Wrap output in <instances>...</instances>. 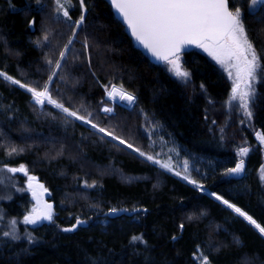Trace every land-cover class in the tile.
Returning a JSON list of instances; mask_svg holds the SVG:
<instances>
[{"label":"trees","instance_id":"1","mask_svg":"<svg viewBox=\"0 0 264 264\" xmlns=\"http://www.w3.org/2000/svg\"><path fill=\"white\" fill-rule=\"evenodd\" d=\"M60 3L70 20L57 12L56 0H0V73L38 91L47 82L52 99L85 117L37 105L26 88L0 76V174L5 170L13 183L7 169L23 165L33 184L47 189L41 199L54 204L50 223H24L19 236L0 238V264H199L197 256L209 264H264V236L213 197L264 227L263 149L255 139L256 132L264 135V67L250 125L227 123L216 109L229 84L204 53L182 54L191 73V87L184 86L132 43L104 0H84L83 9L80 0ZM249 4L230 0L229 8L248 9L244 23L264 65V3L252 10ZM111 85L135 101L125 106L114 99V112L107 114L102 106ZM99 128L153 160L163 143L204 191ZM241 147L248 148L244 170L229 175ZM35 202L27 192L16 193L0 208L3 216L23 219ZM77 218L86 226L63 231Z\"/></svg>","mask_w":264,"mask_h":264},{"label":"snow or ice","instance_id":"2","mask_svg":"<svg viewBox=\"0 0 264 264\" xmlns=\"http://www.w3.org/2000/svg\"><path fill=\"white\" fill-rule=\"evenodd\" d=\"M56 3L58 5L57 12L62 11L63 17L70 20L69 12L63 8L60 0H56ZM80 3L83 9L85 6L84 0H80ZM229 3L230 0H112L113 7L120 14L135 40L140 45H143L156 59L165 61L170 65L169 71L176 77L187 81L191 76V73L185 70L180 62V53L187 46L194 45L207 52L217 64L222 66L224 71L227 72L228 78L233 82L229 101H238L239 107L250 118L252 115L249 110L250 101L255 98L254 82L257 80L258 70L264 65L261 64V57L257 55L253 42L248 37L244 23V16L248 9L245 8L242 11L241 7L237 6L234 10H230ZM258 3H264V0H250L249 7H254ZM84 19L82 12L79 19L75 21L76 26L79 27ZM72 31L73 36H75L76 28H73ZM44 39L47 40L48 37L45 36ZM71 43L72 39L69 38L68 44L64 46L65 49H68ZM85 47H87L86 43ZM65 55L66 52L61 51V58L65 57ZM55 64L56 68H59L61 61L57 60ZM55 75L56 73L53 71V74L48 78L49 82L52 81ZM0 76H5V74L0 73ZM5 78L12 80L11 77L5 76ZM12 82L26 88L31 93L35 104H51L69 116L82 121L85 120V117L78 116L76 112L70 111L63 104L52 99L47 82L43 90L40 91L20 84L19 80H12ZM106 95L111 99H119L128 104H132L135 101L133 94L125 91L123 87L117 88L115 85L110 90H106ZM103 111L111 112L112 109L105 108ZM86 122L91 124L90 120ZM92 127L97 128V125L92 124ZM99 131L107 136H113V133L107 132L104 128H99ZM257 137L261 143H264V135L257 133ZM113 139L119 140L121 144L126 143L119 137L113 136ZM127 147L132 148V145L127 144ZM12 151L15 152L16 150L13 149ZM135 151H139V149ZM247 152V148H241L239 155H245ZM140 155L143 156L145 154L141 152ZM147 159L153 160V157L147 156ZM155 163L161 162L155 161ZM161 167L170 169L171 166L168 163H161ZM243 170L244 161L241 159L235 167L228 169L227 173L238 174ZM7 171L12 173L27 172L23 165L19 168H8ZM176 175H180V173L177 172ZM28 179V189L32 190L33 198L37 200L40 207L39 209L34 208L32 212L25 215L23 222L25 224H36L42 220L52 221L53 205L44 203L41 200V196L47 192V189H44L43 185H39L42 191L38 193L32 184L35 177L29 176ZM184 179L188 180V177L185 176ZM261 179H264V175H262ZM189 182L196 183V181ZM216 199L255 225L259 232L264 234V227H261L246 212L224 200L221 196H216ZM117 211L119 210H110L111 213H116ZM11 223L14 225L16 221L13 220ZM82 223L84 221L77 218L75 224L70 228L63 229V231H74ZM180 227L183 228V224ZM9 235L10 233L8 232L4 233V236ZM132 240L139 241L140 238L132 237ZM201 264H209L208 258L202 257Z\"/></svg>","mask_w":264,"mask_h":264},{"label":"rangeland","instance_id":"3","mask_svg":"<svg viewBox=\"0 0 264 264\" xmlns=\"http://www.w3.org/2000/svg\"><path fill=\"white\" fill-rule=\"evenodd\" d=\"M259 4H261V3H258L254 7H249L250 10L254 9ZM196 50H199L200 52L204 53L209 59H211L219 67V69L223 72V74L226 77L227 82L229 84L228 93H227L226 97L222 100V102L220 104V107H219L220 109H218V108L216 109V110H221V112H220L221 117H222V114H223L224 118H225V121L227 123H229L231 121H236L238 123V125H240V126H246V125L248 126V125H250V121H251V118H252V115H253V103L255 102L256 95H257L256 81L254 82L255 98H254V100L250 101V109H249L251 111L252 115L249 118L248 116L245 115L243 110L239 107V102L238 101L237 102H230L229 101V96L231 94V89H232V83L233 82H232V80H230L228 78L227 72L224 71L222 66L217 64L216 61L213 60L212 57H210L208 55V53L205 52L203 49H200V48L196 47ZM180 62L182 64V67L185 70H187L185 68V66L183 65L182 54H180ZM161 65L167 70L168 73H170L179 82L184 83V86L191 87L190 78L187 81H185L183 78L176 77L172 72L169 71L170 65H168L165 61L162 62ZM259 71L260 70H258V73H259ZM258 73H257V78H258ZM112 86L113 85H111V87ZM111 87H107L105 89V95H106V90H110ZM117 88H118V86H117ZM106 97L108 99V101H107L108 103H105L102 106V110L105 109V108H111L112 109L111 112H105V111L104 112L107 113V114H113V112H114L113 103L115 102V100L109 98L107 95H106ZM117 101L120 102L121 104H124L125 106H131L133 104V103L132 104H128L127 102L120 101L119 99ZM104 106H106V107L104 108ZM257 133H260V132H256L255 133V139L260 143V145L262 146V149H263V162H262L261 167H260V176L262 177V175H264V167H262V166H264V143H261V141L258 139ZM117 141L120 143L119 140H117ZM123 145L127 147V144H123ZM159 145H160V147H159L160 149L157 150V152H156L157 159L156 160H150V161H153L154 163H155V161H160L161 163H168L171 167H170V169H166L167 171L171 172L174 175H176V173L179 172L180 175H176V176H178L181 179H183L184 181L190 183L189 181H192V180H190L189 178H188V180H185L184 177L186 175L183 174V172L188 170L187 163L182 161V160H180L178 155L173 150L165 148L164 147L165 145L163 143L159 144ZM241 148H246V147H241ZM241 148H239L237 150L238 154H239V151H240ZM129 149L132 150L133 152L139 154V155L141 153L140 151H135L136 148H134V147L129 148ZM147 156L148 155L145 154L142 157L147 159ZM239 156H240L239 157L240 160L241 159L244 160V157L246 156V154L245 155H239ZM161 163H156V164L161 166ZM19 167L20 166H15V167H12V168H19ZM241 173H238V174H229L228 173V174L232 175V176H239V175H241ZM20 174L22 175V178L20 177L21 181H17V177L16 176L20 175ZM5 175H6V171L4 170L2 172V175L0 174V201L7 200L8 198L12 197L13 194H16V193L19 194V193H22V192H27L30 195V197L33 198L32 190L28 189V184H29L28 177L31 175L30 173H29V175L28 174L26 175L24 172L13 173V175H12V178H14L13 183H12L11 178L6 177ZM35 181H36V179L34 181H32V184ZM262 181L264 183V179H262ZM190 184L197 186V184H193V183H190ZM33 187L38 193H40L42 191L39 187H37L34 184H33ZM197 187H198L199 190L204 191L200 186H197ZM213 197H216V195H213ZM3 214H2V209L0 208V217H2V221L1 222L3 223V226H4L3 229H2L3 231L0 230V238L7 237V236H4L5 232L10 233V235H9L10 237H15L16 235L19 236L18 231H20V230H22L24 232L26 231V226H25V224L23 222V219L15 218V217L10 216V215L3 216ZM13 220L16 221V223L14 225L11 223ZM1 222H0V224H1ZM253 226L255 227V225H253ZM20 235H23V234H20ZM262 235L264 236V234H262ZM201 259H202L201 256H197V260H198L199 264H201Z\"/></svg>","mask_w":264,"mask_h":264},{"label":"water","instance_id":"4","mask_svg":"<svg viewBox=\"0 0 264 264\" xmlns=\"http://www.w3.org/2000/svg\"><path fill=\"white\" fill-rule=\"evenodd\" d=\"M110 7H111V10H112V12L114 13V15H115V17L120 21V23L123 25V27H124V29H125V32H126V34L130 37V39H131V41H132V43L139 49V50H141L148 58H149V60L151 61V62H153V63H156V64H161L162 62H164V61H162V60H158V59H156L147 49H145L144 47H143V45H140L136 40H135V38L131 35V31H130V29H128V27H127V25L123 22V20H122V17L120 16V14L117 12V10L113 7V5H112V0H104ZM230 9V8H229ZM196 48V46H194V45H189V46H187L186 47V49L185 50H183L180 54H183V53H185V52H187V51H189V50H192V49H195ZM115 100H118V99H115ZM42 202H44V203H50V204H52L53 205V209H54V204H53V202L52 201H50V200H47V199H42ZM39 207H40V205L37 203V201L31 206V208H30V211H29V213L30 212H32L33 211V209L35 208V209H39ZM28 213V214H29ZM81 221H84V223H82L81 225H79V226H86V224H87V222L85 221V220H83V219H81V218H79ZM76 220L77 219H75V221H74V223L73 224H75L76 223ZM51 221H47V220H42V221H39L38 223H36V224H43V223H46V224H48V223H50ZM72 224V225H73ZM71 227V226H70ZM69 227V228H70Z\"/></svg>","mask_w":264,"mask_h":264},{"label":"bare ground","instance_id":"5","mask_svg":"<svg viewBox=\"0 0 264 264\" xmlns=\"http://www.w3.org/2000/svg\"><path fill=\"white\" fill-rule=\"evenodd\" d=\"M106 106H104V108H105ZM216 198V197H215ZM220 201V200H219ZM72 226V225H71Z\"/></svg>","mask_w":264,"mask_h":264}]
</instances>
